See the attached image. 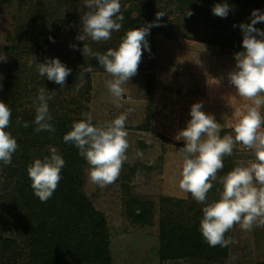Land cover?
<instances>
[{
    "label": "trees",
    "instance_id": "1",
    "mask_svg": "<svg viewBox=\"0 0 264 264\" xmlns=\"http://www.w3.org/2000/svg\"><path fill=\"white\" fill-rule=\"evenodd\" d=\"M195 2L196 0H169V5L176 4L179 11L186 14V11L195 8ZM217 3H227L230 6L226 18L213 14L212 8ZM0 4L8 7L14 19V31L8 35L9 44L0 45V54L7 59L1 66L4 72L1 100L12 110L7 131L12 133L19 145L10 165L0 162V184L8 185L1 189L2 195L10 193L6 208L12 199L16 212L20 208L19 219H25L27 223L17 230L18 236L8 238L13 239L17 249L11 257L0 252V264H112L107 221L82 193L86 160L79 155V150L74 145L63 141V136L71 130L73 122L82 119V113L89 112L88 86L84 85L87 75V63L82 51L84 42L79 41V58L83 68L67 66L71 73L63 88L48 80L46 75L40 76L36 70V63L42 62L36 60L42 47L50 39L57 38L70 24H76L81 35L82 18L77 14L75 4L71 8L68 2L62 0L54 3L52 0H0ZM160 5L161 0H121L124 20L118 32L120 41L127 30L157 22V13L162 12ZM196 8V12L199 11L204 20L200 40L221 51L236 54L244 50L240 25L251 23L254 9L264 13V0H199ZM192 16L194 19L197 14L188 16V29L198 32L199 25L191 21ZM163 20L162 16L158 23ZM47 27H52L55 31L48 37L45 33ZM255 27L264 30V22H258ZM177 28L176 23L167 30L161 26H153L147 39L154 43L155 37L162 35L175 40L179 37L175 31ZM30 60H36L32 67H29ZM147 83L151 93L155 84L152 75H148ZM42 87L52 96L48 103L53 116L51 123L56 129L54 133L35 131V101L38 90ZM149 111L151 113V109ZM17 118L21 119L20 125L16 123ZM25 121L29 123L28 128L22 126ZM152 125L151 113L140 128L152 131ZM225 131L222 130L220 135L224 136ZM51 147L58 149L66 164L61 170L62 179L57 189L46 203H42L31 187L27 167L35 158L50 155ZM235 166L233 152L224 159V168L218 172V179L213 182V188L207 194L208 202L219 199V192L222 190L219 177ZM130 167L133 169L129 172L130 176H125L127 180L136 170V166ZM128 203V214L135 222L148 223L153 217L149 204L137 199H130ZM203 206L190 193L186 199H161L158 219L161 264L166 261L188 260L217 264L227 258L229 245L211 247L202 236L200 221L203 218ZM229 236L230 231L225 238Z\"/></svg>",
    "mask_w": 264,
    "mask_h": 264
},
{
    "label": "rangeland",
    "instance_id": "2",
    "mask_svg": "<svg viewBox=\"0 0 264 264\" xmlns=\"http://www.w3.org/2000/svg\"><path fill=\"white\" fill-rule=\"evenodd\" d=\"M52 1L54 3L56 0ZM62 1L68 2L71 8L75 4L80 18L88 10L86 0ZM197 1L199 2L196 0L194 3L195 8L192 7L188 11L197 14L194 19L192 16L191 21L199 25L198 32L188 29V15L181 13L176 4L169 5V0H161L159 8L164 13V20L159 24L167 30L176 23L178 28L175 31L179 37L173 40L158 35L154 43L147 39L150 51L143 50L137 74L124 85L126 92L119 108L115 106V98L105 85V81L112 77L95 57L84 55L87 63L84 85L88 86L89 112L93 116V123L111 121L124 112L128 114L125 125L129 142L128 159L124 162L118 179L101 188L90 181L88 175L90 166L87 161L84 166L82 193L107 221L112 264H161L158 220L160 201L163 197L188 198V193L182 192L178 187L183 162L180 148L185 142L177 141L175 136L191 119V106L201 102L202 110L212 114L221 124L222 130H226L224 135L234 136L233 126L241 112L237 109L229 111L230 122L233 123L229 128L226 113L228 108L239 103L241 98L236 94L235 87L228 85L229 73L236 65L235 54L221 51L218 47L200 40L204 20L203 15L199 11L196 12ZM13 27L12 14L6 5L0 4V45L9 44L8 35L13 33ZM77 27L76 24L67 25L57 38L50 39L49 43L42 47L36 60L45 62L51 58H59L66 66L83 68L79 58L80 40L77 37L80 33ZM54 32L52 27H47L46 37ZM83 42L87 43L94 53L103 54L109 48H118L121 41L118 32H113L109 40L96 42L86 36ZM0 57L6 56L0 54ZM6 61L7 59L0 60V84L4 78L1 66ZM148 75H152L155 81L151 93L148 89ZM1 96L2 87L0 100ZM224 100L228 102L220 105ZM232 100L234 101L231 102ZM148 108L151 109L153 116L152 131L140 128L146 123L148 114H151ZM137 152L142 153V157H138ZM233 152L236 165L254 159V153L243 145L237 144ZM130 166H136V170L127 180L125 176H130L129 172L133 169ZM1 176L0 172V179ZM5 186L8 185L0 184V252L11 257L17 248L13 239L8 238L18 236L17 230L22 229L27 223L25 219H19L20 208L16 212L11 203L12 199L6 208V200L10 193L7 196L2 195L1 189ZM9 189L6 190L7 193ZM130 199H137L151 206L153 217L148 223L135 222L129 216L127 206ZM229 237L234 242L228 246V256L217 264L264 262V227L244 231L237 224L230 230ZM163 264L207 263L188 260L166 261Z\"/></svg>",
    "mask_w": 264,
    "mask_h": 264
},
{
    "label": "clouds",
    "instance_id": "3",
    "mask_svg": "<svg viewBox=\"0 0 264 264\" xmlns=\"http://www.w3.org/2000/svg\"><path fill=\"white\" fill-rule=\"evenodd\" d=\"M87 11L82 16L83 33L77 37L85 41L86 36L99 42L111 39L113 32H119L124 20L121 12V0H86ZM230 11L227 3H217L212 8L214 15L226 18ZM192 15L191 11L186 13ZM164 15L157 13V22L126 31L118 48H109L105 53L93 52L84 43L83 54L95 57L104 70L112 77L105 85L115 98V106L121 107L126 85L138 72L143 50L150 47L147 37L153 26H160L158 21ZM251 23H242L243 51L235 54V69L229 73V81L235 87L236 94L248 101L233 126V135L221 136V124L212 114L202 110V103L191 106V119L180 130L175 139L183 140L182 165L179 172L178 187L182 192L190 193L195 201L203 206V218L200 231L205 242L211 247H227L234 241L225 238L235 225L244 231L254 227H264V30L255 25L264 22V13L254 9ZM235 26V25H234ZM75 47V46H73ZM6 60V57H0ZM36 60L29 61L32 67ZM40 76H47L63 88L71 73L59 58H51L36 63ZM91 71V69H88ZM2 87V84H0ZM52 96L45 88L38 90L35 109V131L55 132L51 123L53 116L48 101ZM82 119L73 122L71 130L63 136L66 144H72L85 158L90 168L89 179L101 188L114 183L127 161L129 142L126 130L128 114H119L108 122L93 123L90 112L81 114ZM12 110L0 100V162L12 163L13 154L19 145L16 138L7 129L10 126ZM17 125L21 119L17 118ZM24 128L29 127L23 122ZM243 145L254 153V159L239 162L225 175L219 177L222 190L219 199L208 202V193L213 182L218 179V172L224 168V157L233 154L234 147ZM50 155L35 158L27 167L34 194L42 203H46L57 189L62 179L61 170L66 162L56 147L49 149ZM138 157L142 153L137 152Z\"/></svg>",
    "mask_w": 264,
    "mask_h": 264
},
{
    "label": "crops",
    "instance_id": "4",
    "mask_svg": "<svg viewBox=\"0 0 264 264\" xmlns=\"http://www.w3.org/2000/svg\"><path fill=\"white\" fill-rule=\"evenodd\" d=\"M232 57V56H231ZM228 85H230V84H228ZM230 86H233V85H230ZM236 90V89H235ZM234 100H232L231 102H233ZM228 101L227 100H224L223 102H222V104H220V105H225L224 103H227ZM237 102V101H236ZM239 103H236L235 104V106H233V107H229L228 108V112L226 113V117L229 119V123H228V127L227 128H229V127H231L232 125H233V123H231L230 122V115H229V113L231 112L230 110L231 109H234V110H236L237 109V111H239L240 110V112H242L243 110H244V108H245V106H246V104L248 103V101H246V100H244V99H242V98H240V100L238 101ZM219 105V106H220ZM222 107H225V106H222ZM230 111V112H229ZM240 114V113H239Z\"/></svg>",
    "mask_w": 264,
    "mask_h": 264
},
{
    "label": "built area",
    "instance_id": "5",
    "mask_svg": "<svg viewBox=\"0 0 264 264\" xmlns=\"http://www.w3.org/2000/svg\"><path fill=\"white\" fill-rule=\"evenodd\" d=\"M229 84L232 85V84L230 83V81H229Z\"/></svg>",
    "mask_w": 264,
    "mask_h": 264
}]
</instances>
